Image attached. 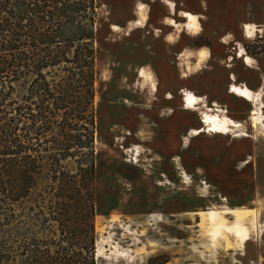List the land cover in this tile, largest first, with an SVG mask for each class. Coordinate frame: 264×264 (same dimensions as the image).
Returning <instances> with one entry per match:
<instances>
[{
    "label": "rangeland",
    "instance_id": "1",
    "mask_svg": "<svg viewBox=\"0 0 264 264\" xmlns=\"http://www.w3.org/2000/svg\"><path fill=\"white\" fill-rule=\"evenodd\" d=\"M165 1L98 0V264H264V0H168L174 14ZM244 24L258 26L254 39ZM228 33L237 42L222 45ZM173 47L184 82L174 93ZM200 48L215 52L200 67L191 53L181 57ZM238 48L258 66H245ZM207 71L215 98L197 87L210 83L198 79ZM233 85L260 100L230 94Z\"/></svg>",
    "mask_w": 264,
    "mask_h": 264
},
{
    "label": "trees",
    "instance_id": "2",
    "mask_svg": "<svg viewBox=\"0 0 264 264\" xmlns=\"http://www.w3.org/2000/svg\"><path fill=\"white\" fill-rule=\"evenodd\" d=\"M98 9L0 0V264H98Z\"/></svg>",
    "mask_w": 264,
    "mask_h": 264
},
{
    "label": "bare ground",
    "instance_id": "3",
    "mask_svg": "<svg viewBox=\"0 0 264 264\" xmlns=\"http://www.w3.org/2000/svg\"><path fill=\"white\" fill-rule=\"evenodd\" d=\"M201 2H202V6L206 8L205 1H201ZM165 3L167 4L169 11L172 14H174L176 8L174 7L173 3L168 1V0H166ZM180 17L185 19L188 22L187 24L189 25V27H190V25H193V24L196 26L197 16L195 14H193L191 12H185V13L181 12ZM106 21L109 23L111 20L108 17H106L105 22ZM164 22H166V21H164ZM169 23L171 24V26L175 30H177L178 26L176 25L175 20L171 19V21ZM109 26H110V23H109ZM196 27H197V29H199L198 25ZM257 27L253 26L251 24H244L245 37L254 39L258 35V32H259ZM195 32L197 34H203L202 31L201 32L194 31V33ZM233 42H237V41L235 40V37H234V35L232 33H228V34L224 35L223 38L221 39V44L225 45V46H229ZM236 45H238V44H236ZM182 52H183V54L181 55V57H186L187 54L191 53L192 54V58L195 59V60H198L197 67H200V65H203V63L208 61V59L210 57V52H211L212 55H214L212 50L209 51V49L207 50L206 48H200V49H194V50L193 49L192 50L191 49H189V50L185 49ZM230 52H231V50L227 47L226 53L228 54ZM237 57L241 58L243 63L245 64V66H247L248 68H254L255 64H256V66H258L257 63H255L254 59H252L249 56H245L244 55V49L243 48H238ZM228 68H232V66H228ZM229 77H230V80L232 82L237 84L236 82H238V79H239L238 76H236L234 73H231ZM262 82H264V81H262ZM230 94H233L235 96H239V97H241L243 99H247L250 102L251 101L260 100L259 99V97H260L259 93L254 94V92L250 89V87L248 85L242 86L241 90H240V88L237 85H233L230 88ZM206 107L207 106H203V108H206ZM203 108H198V109L193 108V111L203 110ZM187 110H190V108H188ZM213 111L223 113L220 110L219 106H213ZM225 113H228V112H225ZM216 121H218V120L214 119V117L213 118L212 117H205L202 120V122L204 124H212L213 122H216ZM213 126H215V125H213ZM216 126H220V125H216Z\"/></svg>",
    "mask_w": 264,
    "mask_h": 264
},
{
    "label": "crops",
    "instance_id": "4",
    "mask_svg": "<svg viewBox=\"0 0 264 264\" xmlns=\"http://www.w3.org/2000/svg\"><path fill=\"white\" fill-rule=\"evenodd\" d=\"M162 8V7H161ZM163 9V8H162ZM163 11H164V9H163ZM164 15V14H163ZM160 19V18H159ZM159 19H157V20H154L153 22H154V25H156V26H159V24H158V22H159ZM244 23H246V22H244ZM252 23V22H251ZM256 24V23H255ZM257 25H259V26H264V21L262 22V23H258ZM165 30V32H167L168 30L167 29H164ZM167 30V31H166ZM243 31V30H242ZM236 36V35H235ZM187 38V37H186ZM236 39H238L240 42H242L244 45H245V42L244 41H246L245 39H244V35H242V39L240 40L237 36H236ZM183 42V41H182ZM221 43V42H220ZM178 46V45H177ZM176 46V47H177ZM211 49H213L212 47H211ZM214 50V49H213ZM212 50V51H213ZM175 53V47H173L172 48V55L171 54H169V55H171L168 59H166V63H167V66H166V73H167V80H168V85H169V87L170 86H172L171 87V91H172V93H174V88L176 87V86H180V84H182V83H184L183 81H182V77H181V75H180V73H179V71H178V69H177V72L175 71V69H174V65H173V63H175L174 62V56H173V54ZM214 55H215V52L213 53ZM213 55V56H214ZM213 58V57H212ZM220 58V57H219ZM220 59H223V58H220ZM155 59H153L152 60V63H153V65H154V67L155 68H157L155 65H156V63H155ZM213 61H217V63H219L220 61H219V59L217 60V58L216 59H214L213 58ZM212 61V62H213ZM164 65H166V64H164ZM214 69V65H211V70H213ZM156 70H158V69H156ZM208 71H210V70H208ZM208 71L204 74V75H201V76H198L199 78L198 79H200L199 81H201V80H204L205 78H206V76H208V78L210 79V81H211V78H210V74H207L208 73ZM262 71H263V69H262ZM158 72V71H157ZM264 73V72H263ZM226 75H228V72L226 73ZM213 77H215V76H213ZM212 77V78H213ZM227 78H228V76H227ZM204 81H207V82H210V81H208V80H204ZM206 82H204V83H202L201 85H200V82H198L197 83V87H199L200 88V86H207V88L205 87V88H203V93H205L206 95L208 94V96H210V97H214L215 98V96H216V91H213V89L211 88V86H213V82H210L208 85L206 84ZM208 87L210 88V89H208Z\"/></svg>",
    "mask_w": 264,
    "mask_h": 264
},
{
    "label": "flooded vegetation",
    "instance_id": "5",
    "mask_svg": "<svg viewBox=\"0 0 264 264\" xmlns=\"http://www.w3.org/2000/svg\"><path fill=\"white\" fill-rule=\"evenodd\" d=\"M152 21H153V17H152ZM158 24H159V26H156V25H154V23H153V25L154 26H156V27H160L161 25H160V19H159V22H158ZM162 27V26H161ZM160 30H162V29H160ZM163 31V30H162ZM164 32V31H163ZM110 36V35H109ZM109 38V37H108ZM108 38H107V40H108ZM156 41V40H155ZM108 53H110V54H112V52H109V51H107ZM113 55V54H112ZM114 56V55H113ZM152 61V60H151ZM153 64V63H152ZM154 66V65H153ZM155 68V67H154ZM156 69V68H155ZM157 71V70H156Z\"/></svg>",
    "mask_w": 264,
    "mask_h": 264
}]
</instances>
